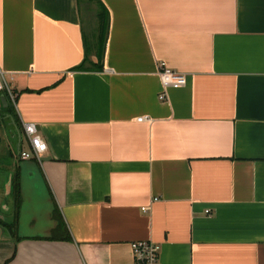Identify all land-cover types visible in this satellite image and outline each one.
Segmentation results:
<instances>
[{"label": "crops", "instance_id": "0c3cea01", "mask_svg": "<svg viewBox=\"0 0 264 264\" xmlns=\"http://www.w3.org/2000/svg\"><path fill=\"white\" fill-rule=\"evenodd\" d=\"M99 1L104 70L85 72L98 34L81 0H0V70L18 93L11 112L0 93V218L18 167L25 210L18 236L2 227L0 264H135L137 241L160 264H264V0ZM161 63L187 76L166 101ZM27 123L40 160L20 157ZM34 178L43 205L24 228Z\"/></svg>", "mask_w": 264, "mask_h": 264}, {"label": "built area", "instance_id": "2783aa9c", "mask_svg": "<svg viewBox=\"0 0 264 264\" xmlns=\"http://www.w3.org/2000/svg\"><path fill=\"white\" fill-rule=\"evenodd\" d=\"M159 77L161 79L163 91L159 95L161 101L168 99V90L170 88H181L186 85L187 76L176 72L170 68L166 63H161L159 67ZM6 77L5 73L0 70V93H7L10 101L17 106L18 94L15 92L11 85V81ZM150 120L146 118L140 119ZM26 134V140L29 149L21 152L22 160L37 159L47 152L48 146L40 134L39 129L35 124L27 123L23 125ZM147 211V208L143 209ZM135 264H160V251L159 247L150 241H137L131 244Z\"/></svg>", "mask_w": 264, "mask_h": 264}, {"label": "trees", "instance_id": "16d2710c", "mask_svg": "<svg viewBox=\"0 0 264 264\" xmlns=\"http://www.w3.org/2000/svg\"><path fill=\"white\" fill-rule=\"evenodd\" d=\"M91 3H97L100 7L98 12L97 19V38L94 42L86 41V57L84 62L77 68L75 71H85V72H101L104 70V61H105V52H106V43L108 40L109 30H110V16L108 10L99 0H89ZM87 39V38H86ZM16 92V91H15ZM17 93V92H16ZM18 94V93H17ZM8 101V107L6 108L9 112L16 109V106L8 98V94H4ZM16 113V112H15ZM13 191L11 197L14 203V212L13 219L11 221H6L0 218V226L6 228L12 236H18V224L20 213L23 205V193L21 185V173L20 169L17 168L13 174L12 178ZM57 212V211H56ZM53 214L55 221L57 222L56 230L57 233H63L65 239L70 238L68 233L67 226L62 219V216ZM67 231V233H66Z\"/></svg>", "mask_w": 264, "mask_h": 264}, {"label": "rangeland", "instance_id": "374dc122", "mask_svg": "<svg viewBox=\"0 0 264 264\" xmlns=\"http://www.w3.org/2000/svg\"><path fill=\"white\" fill-rule=\"evenodd\" d=\"M81 5L83 6V10H84V20H85V26L87 29V33L89 34V39H91L92 37L95 36L96 32H97V19L96 16L98 14V12L100 11V7L99 5H97V3H91L89 0H81ZM4 128H3V138H7L6 140L12 138L9 137L7 134L9 133V131H14L13 128L11 127L9 122H4ZM12 129V130H11ZM28 145H24L25 149L28 150ZM14 151V150H13ZM14 157V154L12 155ZM14 159V158H13ZM17 163V161H16ZM26 185H27V192H31L33 194V191L37 194H39L34 201H32V198L30 197L29 199H31V201L28 200L27 198V204L29 206V209H26L25 212V216L22 219V226L24 223V228L28 226V223L30 221V217L26 216V215H30L28 214L29 212H32V207L35 206V204H39V205H43V195L41 194V192H43L46 188L43 185L42 179L40 181V178H38L36 180V178L32 179H26ZM7 209L4 210V214L2 213L3 216H5V220L6 221H11L12 220V214L14 212V206H13V202H12V198L10 197L7 204ZM37 208V206H36ZM24 211L22 209L21 214H24ZM26 230V229H25ZM23 234H28V233H24V229H23Z\"/></svg>", "mask_w": 264, "mask_h": 264}, {"label": "water", "instance_id": "95a60500", "mask_svg": "<svg viewBox=\"0 0 264 264\" xmlns=\"http://www.w3.org/2000/svg\"><path fill=\"white\" fill-rule=\"evenodd\" d=\"M3 101H4V103L5 102H7L6 100H5V97H3ZM6 105H7V103H5ZM19 168V167H18ZM20 169V168H19ZM21 173V179H22V172H20ZM12 178H13V176H11V181H12ZM21 185H22V188H23V183H22V181H21ZM3 219V218H2ZM12 219H13V215H12ZM2 237H4V235H3V228L0 226V239L2 238Z\"/></svg>", "mask_w": 264, "mask_h": 264}]
</instances>
